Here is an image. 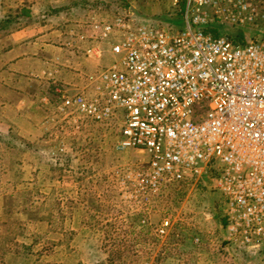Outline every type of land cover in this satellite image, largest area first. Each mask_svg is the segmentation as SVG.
<instances>
[{
    "label": "rangeland",
    "instance_id": "obj_1",
    "mask_svg": "<svg viewBox=\"0 0 264 264\" xmlns=\"http://www.w3.org/2000/svg\"><path fill=\"white\" fill-rule=\"evenodd\" d=\"M120 1L126 6L117 0H0V40L26 25L31 37L45 33L50 47L33 54L30 70L10 81L11 92L0 87V96L10 97L13 105L0 108V264H97L111 256L116 264H234L220 244L224 230L212 197L172 187L137 204L132 189L119 182L126 170L143 166L142 151L118 148L113 125L76 116L50 120L59 119L50 104L54 84L41 76V68L63 55L70 66L59 67L56 82L79 89L86 71L110 60L107 51L88 57L81 49L63 47L68 29L87 18H109L116 9L134 22L169 30L184 26L177 9L182 2ZM20 6H28L34 18L2 22ZM208 27L264 41V12L260 8L254 23L216 21ZM18 77L21 88L15 87ZM166 215L172 227L158 235L156 225Z\"/></svg>",
    "mask_w": 264,
    "mask_h": 264
},
{
    "label": "built area",
    "instance_id": "obj_2",
    "mask_svg": "<svg viewBox=\"0 0 264 264\" xmlns=\"http://www.w3.org/2000/svg\"><path fill=\"white\" fill-rule=\"evenodd\" d=\"M182 3L181 29L134 22L123 9L68 29L63 47L88 57L107 51L110 60L86 71L76 89L56 82L59 67L70 64L55 55L40 70L54 84L51 102L40 98L59 115L54 123L76 116L113 125L118 148L144 153L143 166L126 170L119 182L137 204L172 182L209 176L224 199L226 242L264 251V41L240 42L208 28L216 21L254 23L264 0ZM171 227L166 215L156 232Z\"/></svg>",
    "mask_w": 264,
    "mask_h": 264
},
{
    "label": "trees",
    "instance_id": "obj_3",
    "mask_svg": "<svg viewBox=\"0 0 264 264\" xmlns=\"http://www.w3.org/2000/svg\"><path fill=\"white\" fill-rule=\"evenodd\" d=\"M181 2L182 0L179 1L180 4ZM116 4L122 7L126 6V4L120 0H117ZM32 14L33 13L28 6H20L14 15L8 16L7 19H4V20L2 19V22L7 21V20L9 21L16 20L19 17H24V18L29 19L33 17ZM211 32L214 35L218 34V32L216 30L214 31V29H211ZM230 37L240 42L245 41L243 31H238L236 35H232ZM117 137H119L118 134H117ZM211 167H212V161L210 162L208 169L212 170ZM211 173L213 174V171H211ZM172 187L173 189H180L181 187H183V189H188L189 187L190 189L193 190L195 195L201 194L204 196L212 197L214 199L213 207L215 205L218 210L219 227L222 228V230H224V226L226 223V215H225L224 208H223L224 199L220 191L212 186V182L209 176L204 175L202 177H199L195 181L192 178H186L181 181L172 182L167 186V189H164L163 191L168 192L170 190H173ZM182 225L183 227H185L186 230L190 228V227L188 228V225H184V224ZM197 237H198V240H200V236H197ZM220 244L221 246H223V248L225 247L226 250L229 251L230 259L233 261L234 264L236 260L240 258L251 259V261H254V260L259 261L258 264H264L263 249H257L255 252H251L249 249L236 248L230 245V243L226 242V240L224 239L223 233L221 235ZM97 264H116V262H115V259L111 256L106 259V262H99Z\"/></svg>",
    "mask_w": 264,
    "mask_h": 264
},
{
    "label": "crops",
    "instance_id": "obj_4",
    "mask_svg": "<svg viewBox=\"0 0 264 264\" xmlns=\"http://www.w3.org/2000/svg\"><path fill=\"white\" fill-rule=\"evenodd\" d=\"M19 18L21 19L24 17ZM37 32L38 31H36V33ZM43 35L45 36V33L39 36L31 37L32 35H30L28 26L23 25L20 27L19 32L8 33L3 36L4 38L0 40V87L2 86L4 89H7L11 92V88L9 87L10 81H13V79H15V76H20L18 73L27 72L28 70H30L26 68H29L33 54H37L39 50H46L47 48H50L49 44L43 41V38L44 40L46 39V36L43 37ZM1 42H3V46L1 45ZM17 79H19L20 85H16L15 87L21 88L23 80L21 81L19 77L16 78V80ZM6 97L7 96L5 95L0 96V108H7L9 106L7 105L8 102L11 107L13 106L10 101V97Z\"/></svg>",
    "mask_w": 264,
    "mask_h": 264
}]
</instances>
